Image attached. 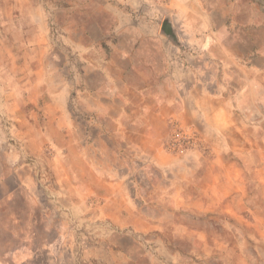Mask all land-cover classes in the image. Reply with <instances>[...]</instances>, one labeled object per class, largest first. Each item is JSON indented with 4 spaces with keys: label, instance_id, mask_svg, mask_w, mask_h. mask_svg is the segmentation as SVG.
Instances as JSON below:
<instances>
[{
    "label": "rangeland",
    "instance_id": "rangeland-1",
    "mask_svg": "<svg viewBox=\"0 0 264 264\" xmlns=\"http://www.w3.org/2000/svg\"><path fill=\"white\" fill-rule=\"evenodd\" d=\"M155 4L165 0H0V264H232L241 245L264 262L261 219L239 223L215 205L219 190L211 185L218 182L203 167L215 139L174 123L163 149L179 158L175 169L128 155L114 136L102 138V110L94 109L111 86L104 56L115 52L125 24L161 21L159 11L151 13ZM214 4L219 19L238 26V42L227 47L250 80L243 83L250 92L232 100L264 103V0ZM231 66L207 62L202 70L232 87ZM249 147L260 150L264 140ZM118 182L132 207L151 218L149 229L105 214L106 199L119 198ZM180 182L185 190L175 189ZM179 192L191 206L169 199ZM244 208L264 216L261 187L254 184Z\"/></svg>",
    "mask_w": 264,
    "mask_h": 264
},
{
    "label": "crops",
    "instance_id": "crops-1",
    "mask_svg": "<svg viewBox=\"0 0 264 264\" xmlns=\"http://www.w3.org/2000/svg\"><path fill=\"white\" fill-rule=\"evenodd\" d=\"M232 8L230 2L223 13ZM220 9L214 0H165V4L150 8L151 13L160 12V22L143 20L120 28L117 43L112 42L116 50L104 56L101 66L106 83L111 85L104 87L108 97L95 104L99 106L94 110H102L98 117L104 125L103 139L114 136L125 143L128 155L144 156L161 168L179 167L176 165L179 158L163 149L174 123L198 129L206 141L215 139L218 143H213V149L207 151L211 154L204 157L207 164H203L218 182L211 185L219 190L215 205L223 206L226 215L239 223L253 225L254 220L261 219L259 233L264 240V216L244 212L254 184L264 190V147L254 152L249 147V142L264 140L259 135L264 130V111L252 115V109L260 111L264 103L232 100L250 92L243 84L250 80L245 69L246 74H242L233 64L241 57L227 47L238 42V26L230 23L228 17L219 19L215 13ZM217 61L232 64L233 71L226 80L232 87L222 83L217 72L204 74L202 69L207 62ZM239 81L242 84L238 85ZM131 94L138 100L133 101L128 96ZM251 153L256 155V161L248 160ZM107 182L112 188L113 181ZM179 184L175 189L185 190L186 184ZM118 189L117 200L114 196L106 199L105 214L112 219L133 221L137 228L149 229L151 218L132 207L122 184L119 183ZM169 199L184 209V205L191 206L190 198L183 192ZM231 262L259 264L242 245L236 247Z\"/></svg>",
    "mask_w": 264,
    "mask_h": 264
}]
</instances>
